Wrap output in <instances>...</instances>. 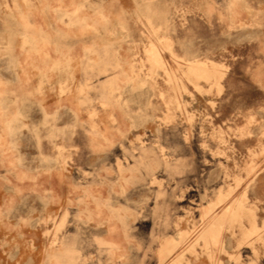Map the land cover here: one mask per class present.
<instances>
[{"label": "rangeland", "instance_id": "1", "mask_svg": "<svg viewBox=\"0 0 264 264\" xmlns=\"http://www.w3.org/2000/svg\"><path fill=\"white\" fill-rule=\"evenodd\" d=\"M0 264H264V0H0Z\"/></svg>", "mask_w": 264, "mask_h": 264}, {"label": "crops", "instance_id": "2", "mask_svg": "<svg viewBox=\"0 0 264 264\" xmlns=\"http://www.w3.org/2000/svg\"><path fill=\"white\" fill-rule=\"evenodd\" d=\"M123 11H126V5L121 8ZM120 8H113L112 6H108L105 8V13L106 15H114V10H121ZM89 16L93 17L95 16V12L90 11L88 13ZM93 26L94 25H90ZM86 31H81V36L79 39H74L73 36H71L73 41H67L66 43L59 42L57 39V36L55 35L57 32L51 31L50 33V44L49 45H38L35 46V52L34 54L31 53L32 56H30V52L33 50L31 47H28V51L23 52V46L22 44H18L17 49L18 54L20 55V52H22V57H18V62L19 66L21 65L22 67L20 68L18 72L19 79L23 80L26 82V88L28 92H34L35 90L39 89L41 85V80L44 78L41 77L35 70L37 71L38 69L45 70V67L43 68V64H51L52 66L54 65H59L62 64L63 61V54L69 49L71 50V55L78 57V58H83L85 56V52L89 49L95 50V43H101L100 45L101 48L99 47L100 50H98V56H102L103 58L108 57L107 56V51H105V45H108L110 43V39L108 36V33L111 32L109 28H101L99 29V33L101 36H95V32L93 31H88L86 28H84ZM107 34V35H106ZM41 50L40 55L38 56V51ZM62 52V53H61ZM43 56L44 58L41 59L40 57ZM95 58V54L93 55ZM31 58V59H30ZM33 58V60H32ZM81 61V60H80ZM80 64V63H78ZM42 74V71L40 72ZM51 75V74H50ZM88 75V76H87ZM108 77L104 76L102 80H106ZM52 81L55 82V88L59 89L60 87V82L67 80L65 76H63L60 73H54L51 76ZM75 80L83 81L86 79H91L95 80V71H93L91 74H86L84 73L83 66L82 68L80 67L77 72L75 73L74 78ZM51 89V88H50ZM51 99L45 101V108L46 111H51L55 112L59 109V106L64 103L65 97H62L58 94H51L50 95Z\"/></svg>", "mask_w": 264, "mask_h": 264}, {"label": "bare ground", "instance_id": "3", "mask_svg": "<svg viewBox=\"0 0 264 264\" xmlns=\"http://www.w3.org/2000/svg\"><path fill=\"white\" fill-rule=\"evenodd\" d=\"M229 210H230V208H229ZM227 213H228V210H227ZM224 214V213H223Z\"/></svg>", "mask_w": 264, "mask_h": 264}]
</instances>
